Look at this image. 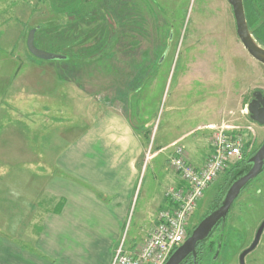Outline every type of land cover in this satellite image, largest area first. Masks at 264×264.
I'll list each match as a JSON object with an SVG mask.
<instances>
[{"label":"rangeland","instance_id":"374dc122","mask_svg":"<svg viewBox=\"0 0 264 264\" xmlns=\"http://www.w3.org/2000/svg\"><path fill=\"white\" fill-rule=\"evenodd\" d=\"M41 25L51 26L36 33V46L80 61L34 58L28 33ZM255 90L264 92V65L238 38L228 0H0V247L17 243L59 264L33 237L55 213L54 192L71 180L67 149L108 111L131 125L144 148L145 167L120 240L135 247L133 236L148 231L158 211L156 178L169 171L183 183L171 164L177 148L192 163L200 151L209 159L220 132L241 137L247 159L264 142V125L249 115ZM237 163L205 192L189 233ZM244 191L205 242L211 256L205 264H240V253L254 241L264 218V172ZM246 261L264 264V235Z\"/></svg>","mask_w":264,"mask_h":264},{"label":"crops","instance_id":"0c3cea01","mask_svg":"<svg viewBox=\"0 0 264 264\" xmlns=\"http://www.w3.org/2000/svg\"><path fill=\"white\" fill-rule=\"evenodd\" d=\"M110 112L81 137L76 147L67 149L64 157L70 159L66 169L71 180L54 192L55 200L63 198L65 206L61 212L48 216L44 229L33 237L35 245L59 264H111L113 252L122 244L126 217L145 167L139 160L144 148L131 125ZM203 154L197 153L195 162L191 158L195 166L205 163L207 157ZM168 172L156 178L162 191L159 199L154 197V207L158 208L155 219L141 237L133 236L130 246L135 247L126 249L142 246L152 234L159 221L158 214L168 202L165 190L180 184V177H172ZM96 221L106 224L99 225ZM25 249L17 243L1 244L0 264H53Z\"/></svg>","mask_w":264,"mask_h":264},{"label":"built area","instance_id":"2783aa9c","mask_svg":"<svg viewBox=\"0 0 264 264\" xmlns=\"http://www.w3.org/2000/svg\"><path fill=\"white\" fill-rule=\"evenodd\" d=\"M211 145L209 159L198 167L184 157L183 147L176 149L171 164L180 170L183 183L166 191L168 202L159 212L158 224L142 246L129 250L121 242L112 264H165L186 241L192 215L205 192L228 166L245 158L241 137L220 132Z\"/></svg>","mask_w":264,"mask_h":264},{"label":"water","instance_id":"95a60500","mask_svg":"<svg viewBox=\"0 0 264 264\" xmlns=\"http://www.w3.org/2000/svg\"><path fill=\"white\" fill-rule=\"evenodd\" d=\"M232 5L233 14L235 15L237 35L241 39L245 49L251 57L264 65V46H262L256 38H254L250 26H248L247 15H245V5L243 0H228ZM38 28L30 29L27 39V47L31 55L37 59L44 61H64L68 60L69 56L58 52H50L36 46V32ZM255 99L248 104L250 119L264 125V94L260 91L254 93ZM264 171V142L256 150V153L248 158L243 172H241L226 189V193L222 196L218 205L212 208L195 229L189 234L186 241L176 249L168 258L165 264H182L192 256L193 264L197 263L198 252L197 248L201 242L207 241L212 233L217 229V226L223 224L229 217V214L234 207V202L244 192L245 188L254 181L259 174ZM264 232V222L261 223L255 239L248 248L240 255L241 264H245V257L256 250L262 239Z\"/></svg>","mask_w":264,"mask_h":264},{"label":"trees","instance_id":"16d2710c","mask_svg":"<svg viewBox=\"0 0 264 264\" xmlns=\"http://www.w3.org/2000/svg\"><path fill=\"white\" fill-rule=\"evenodd\" d=\"M259 1L260 0H243V3L245 5V15H247L248 26H250L254 38H256L258 40V42L262 46H264V20H263V16H262L263 15L262 14L263 7H262V4H260ZM46 26L50 27L51 25H41V26H39L37 32L39 30L43 29V28H46ZM45 50H48V51L54 50V51H57L58 53H61L60 51H58L56 49H52V50L45 49ZM142 53H145V52H142ZM62 54L68 55L71 58V60L80 61V58H78L76 56L74 57V56H72V55H70L68 53H65V52L62 53ZM104 54L105 53L102 52L101 55L103 56ZM146 54H148V58L146 57L147 60H150L151 59L150 58L151 54H150V52L148 50H146ZM160 55H161V53H160ZM102 56L100 58H102ZM162 56H160V59H158V63H162L163 62ZM92 59H94V57L89 58L87 60L91 61ZM42 61H44V60H42ZM56 62H58V61H56ZM150 62H152V61H150ZM262 144H263V142H262ZM254 153H256V151ZM253 154H251V156ZM247 160H248L247 158H244V160L240 161V163H237V164L233 165L232 169L228 172L229 174L226 175L225 182L222 184V188H220V191H219L220 193L218 194L216 202L214 203L213 207H211V209L218 205L219 201H221V199H222V196L226 193L225 192L226 189L233 182V179L236 178L239 175V173H241L245 169ZM64 206H65V200L63 198L59 199L57 201L55 212H57V213L61 212ZM205 242L206 241H204L202 243H205ZM200 246L201 245H199L198 248H197V252H198L197 263L198 264H205L204 260L206 258H208V257H211V256H208L207 253H204L203 248H201ZM191 259H192V256H190V258H189V264H193ZM183 263H186V262H183Z\"/></svg>","mask_w":264,"mask_h":264},{"label":"flooded vegetation","instance_id":"af4514ba","mask_svg":"<svg viewBox=\"0 0 264 264\" xmlns=\"http://www.w3.org/2000/svg\"><path fill=\"white\" fill-rule=\"evenodd\" d=\"M261 64H262V63H261ZM256 91H258V90L253 91V93H252V95H251L252 98H251L249 104H250L251 102H253V100L255 99L254 93H255ZM260 92H261L262 94H264L263 91H260ZM249 115H250V112H249ZM255 122H256V121H255ZM256 123H258V122H256ZM258 124H259V123H258ZM259 125H261V124H259ZM254 154H255V153H254ZM254 154H253V155H254ZM253 155H252V156H253ZM250 157H251V156H250ZM250 157H249V158H250ZM263 172H264V171H263ZM263 172H262V173H263ZM262 173H261V174H262ZM261 174H259L258 176H260ZM258 176H257V177H258ZM256 180H257V178H256L254 181H252V182L254 183ZM252 182H251L249 185H251ZM249 185H248V186H249ZM243 191H244V190H243ZM244 192H245V191H244ZM244 192H243V193H244ZM243 193H242V194H243ZM236 201H237V200H236ZM236 201H235V202H236ZM235 202H234V203H235ZM234 205H235V204H234ZM233 208H234V207H233ZM233 208H232V210H233ZM232 210H231V211H232ZM229 216H230V215H229ZM263 222H264V218H263L262 221L259 223V227L261 226V223H263ZM220 225L222 226V224H220ZM220 225L217 226V229H218V230H220V228H221ZM196 226H197V225H196ZM196 226H195V227H196ZM195 227H194V229H195ZM259 227H258V229H257V232H258V230H259ZM194 229H192V231H193ZM192 231H191V232H192ZM191 232H190V233H191ZM214 232H215V231H214ZM257 232L255 233V235L257 234ZM190 233H189V234H190ZM263 235H264V232H263V234H262V236H261L262 239H263ZM254 237H255V236H254ZM262 239H261V241H262ZM261 241H260V242H261ZM201 243H202V242H201ZM204 244H206V243H202V244H200V245H201L200 247L203 248V247H204ZM250 245H251V244H250ZM219 246L221 247V245H219ZM244 250H245V249H244ZM244 250H243V251H244ZM243 251H242V252H243ZM242 252H241V253H242ZM241 253H240V255H241ZM221 254H222V253H219V255L215 256L214 258H216V260H217V259H220V258H221ZM249 254H250V253H249ZM249 254H248V255H249ZM240 255H239V257H238L239 262H240ZM248 255L245 257V261H246ZM191 260H192V263H193V259H191ZM184 262H186V263H182V264H189V259H187V260L184 261ZM240 264H241V262H240ZM245 264H248L247 261L245 262Z\"/></svg>","mask_w":264,"mask_h":264}]
</instances>
